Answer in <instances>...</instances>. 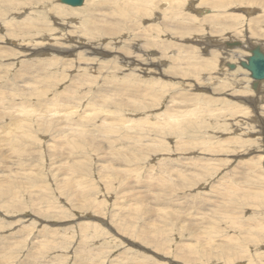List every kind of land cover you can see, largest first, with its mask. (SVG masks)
<instances>
[{"label": "rangeland", "instance_id": "obj_1", "mask_svg": "<svg viewBox=\"0 0 264 264\" xmlns=\"http://www.w3.org/2000/svg\"><path fill=\"white\" fill-rule=\"evenodd\" d=\"M256 42L264 0H0V264H264Z\"/></svg>", "mask_w": 264, "mask_h": 264}, {"label": "bare ground", "instance_id": "obj_2", "mask_svg": "<svg viewBox=\"0 0 264 264\" xmlns=\"http://www.w3.org/2000/svg\"><path fill=\"white\" fill-rule=\"evenodd\" d=\"M84 1L85 0H81V2H80V4H78V5H72V4H69V6H71V7H79V6H81V5H83V3H84ZM88 1V0H87ZM59 2L61 3L62 1L61 0H59ZM167 3H168V1H167ZM62 4H65V3H62ZM65 5H67V4H65ZM165 7V6H164ZM158 13V12H157ZM197 13H199L198 12V10H197ZM226 44V43H225ZM232 44V46H234V47H236V48H241L242 47V43L241 42H238V41H232V43H230L229 45H231ZM13 45V44H12ZM15 45V44H14ZM217 45V44H216ZM224 45V44H223ZM16 46V45H15ZM50 47V46H49ZM49 49V48H48ZM243 50H244V53H243V55L242 56H237L236 57V62H238V65L239 66H241L240 64H242L243 63V61L245 60L246 62H248V64H249V61H251L252 59H254L255 60V62L257 63V64H259V65H261V66H263V64H264V45H262V44H260V43H258V42H256V43H254V44H250V45H247L246 46V48H243ZM1 54V53H0ZM26 56V55H25ZM31 60V59H30ZM244 61V62H245ZM250 64H251V62H250ZM37 65V64H36ZM225 65H226V67H228L230 70H235L236 68H237V64H231V63H225ZM148 69V68H147ZM146 69V70H147ZM247 69V68H246ZM149 70V69H148ZM248 70V69H247ZM249 71V70H248ZM250 72V71H249ZM250 75H251V73H250ZM249 78H251V76L249 77ZM254 81L252 80V81H250V90L252 91V92H256V91H258V85H260V84H262V83H264V79L263 80H261L260 82H257V87H256V89H253L252 88V83H253ZM260 89V88H259ZM261 90V89H260ZM204 91H205V89H204ZM260 92V91H259ZM259 92H256V93H259ZM205 98H207V97H205ZM208 99V102H210V100H209V98H207ZM11 121V120H10ZM4 134V133H3ZM6 138V137H5ZM5 138H4V140H5ZM80 138V137H79ZM3 141V140H2ZM2 141H0L2 144H3V142ZM2 144H0V146L2 145ZM4 145V144H3ZM2 145V146H3ZM1 148V147H0ZM7 148V147H6ZM7 151V150H6ZM10 152V151H9ZM13 152V151H12ZM4 153V152H3ZM5 153H7V152H5ZM1 154V153H0ZM10 154H12V153H10ZM8 155L7 157V159H9V156H11V155ZM5 155V154H4ZM2 156V155H1ZM3 157V156H2ZM5 157V156H4ZM11 158V157H10ZM4 159H6V158H4ZM6 159V160H7ZM1 161V160H0ZM10 161V160H9ZM3 162V161H2ZM2 162H1V164H2ZM6 162V161H5ZM8 162V161H7ZM10 164V163H9ZM5 165H6V163H5ZM7 166V165H6ZM6 168V167H5ZM12 169V168H11ZM2 172V171H1ZM13 172V171H12ZM7 175V174H6ZM11 175V174H10ZM9 175V176H10ZM4 176V175H3ZM12 176V175H11ZM7 178H9L8 176H7ZM7 178H5V179H7ZM236 182V181H235ZM231 184V183H230ZM236 184V183H235ZM234 184V185H235ZM61 186V185H60ZM239 187H240V184H239ZM212 188V187H211ZM233 188V186L232 185H230V186H227L226 187V191H230L231 189ZM62 189V188H61ZM213 189V188H212ZM215 189V188H214ZM236 189V188H235ZM33 190V189H32ZM63 190V189H62ZM70 190V189H69ZM70 193V192H69ZM215 193H217V192H215ZM195 194V193H194ZM230 194V193H229ZM202 196V195H201ZM196 197H198L197 195H196ZM200 197V196H199ZM206 197H207V195H206ZM201 198V197H200ZM202 200H204V199H202ZM213 200V199H212ZM217 200V199H216ZM253 202V201H252ZM201 204V203H200ZM211 207V206H210ZM196 210V209H195ZM38 213V212H37ZM40 213V212H39ZM118 213V212H117ZM193 213V212H192ZM205 213V212H204ZM42 214V213H41ZM209 214V213H208ZM56 217V216H55ZM59 218V217H58ZM60 219H62V218H60ZM189 219V218H188ZM188 219H186V220H188ZM196 219V218H195ZM192 220V219H191ZM190 223V222H189ZM78 224V223H77ZM193 225V224H192ZM250 225V224H249ZM81 226V225H80ZM183 226V225H182ZM251 226H253V224L251 225ZM255 226H256V224H255ZM69 227V226H68ZM79 227V226H78ZM250 227V226H249ZM194 228V227H193ZM229 228V227H228ZM252 228V227H251ZM57 229V228H56ZM59 230V229H58ZM69 230V229H68ZM248 231V230H247ZM53 232V231H52ZM56 232V231H55ZM65 232V231H64ZM202 232V231H201ZM43 234V233H42ZM67 234V233H66ZM80 234V233H79ZM17 235V234H16ZM56 235V234H55ZM68 235V234H67ZM83 235V234H82ZM231 237V236H230ZM54 238V237H53ZM207 238V237H206ZM35 239V238H34ZM82 239H84L85 240V238L82 236ZM10 240V239H9ZM12 240V239H11ZM40 240V239H39ZM232 240V239H231ZM36 241V240H35ZM219 241V240H218ZM83 242H85V241H83ZM187 242V241H186ZM189 242H191V241H189ZM224 242V241H223ZM2 243V242H1ZM181 243V242H180ZM33 244V243H32ZM35 244V243H34ZM3 245V244H2ZM87 245V244H86ZM86 245H84V248H86ZM35 246V245H34ZM47 246V245H46ZM180 246V245H179ZM8 247V246H7ZM188 247V246H187ZM206 247V246H205ZM262 247V246H261ZM1 248V247H0ZM89 248V247H88ZM210 248V247H209ZM9 249V248H8ZM74 249V248H73ZM240 249V248H239ZM88 250V249H87ZM8 251V250H7ZM213 251V250H212ZM261 251H263V250H261ZM33 252V251H32ZM35 252V251H34ZM33 252V253H34ZM259 252V251H258ZM263 253V252H262ZM85 254H87V252L84 250L81 254H77L76 256H75V261L76 262H80L81 264H87L88 263V261H89V264H95L94 262H93V260L92 259H88V260H85L84 259V257H85ZM259 254V253H258ZM28 260V259H27ZM112 261H114V260H112ZM231 261V260H230ZM229 261V262H230ZM112 263V262H111ZM119 263H121V262H119V261H117V264H119ZM246 263V262H245Z\"/></svg>", "mask_w": 264, "mask_h": 264}, {"label": "water", "instance_id": "obj_3", "mask_svg": "<svg viewBox=\"0 0 264 264\" xmlns=\"http://www.w3.org/2000/svg\"><path fill=\"white\" fill-rule=\"evenodd\" d=\"M61 3H65L67 5L72 4V5H78L80 4L81 0H61ZM206 11V10H205ZM251 62V64H250ZM242 66L244 68H247L250 73H251V78L254 82L252 83V88L256 89L257 87V82H260L261 80L264 79V64L263 66L257 64L254 59L248 62H243Z\"/></svg>", "mask_w": 264, "mask_h": 264}]
</instances>
